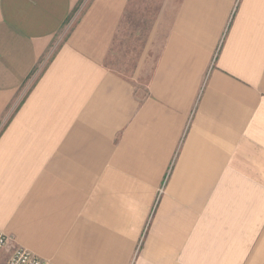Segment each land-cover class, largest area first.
Returning a JSON list of instances; mask_svg holds the SVG:
<instances>
[{"label": "crops", "instance_id": "obj_1", "mask_svg": "<svg viewBox=\"0 0 264 264\" xmlns=\"http://www.w3.org/2000/svg\"><path fill=\"white\" fill-rule=\"evenodd\" d=\"M153 2L0 0V264H264V0Z\"/></svg>", "mask_w": 264, "mask_h": 264}, {"label": "rangeland", "instance_id": "obj_2", "mask_svg": "<svg viewBox=\"0 0 264 264\" xmlns=\"http://www.w3.org/2000/svg\"><path fill=\"white\" fill-rule=\"evenodd\" d=\"M159 6L153 0H134L112 53V62L122 72L132 71Z\"/></svg>", "mask_w": 264, "mask_h": 264}, {"label": "built area", "instance_id": "obj_3", "mask_svg": "<svg viewBox=\"0 0 264 264\" xmlns=\"http://www.w3.org/2000/svg\"><path fill=\"white\" fill-rule=\"evenodd\" d=\"M8 244H9L8 236L0 231V253L7 248ZM5 264H50V263L38 258L34 254L23 248H16L11 253Z\"/></svg>", "mask_w": 264, "mask_h": 264}]
</instances>
